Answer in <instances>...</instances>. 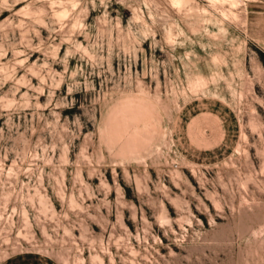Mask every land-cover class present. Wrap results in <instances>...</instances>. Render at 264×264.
<instances>
[{"label": "rangeland", "instance_id": "374dc122", "mask_svg": "<svg viewBox=\"0 0 264 264\" xmlns=\"http://www.w3.org/2000/svg\"><path fill=\"white\" fill-rule=\"evenodd\" d=\"M235 1L0 0V264H264V0ZM193 102L231 148L183 153Z\"/></svg>", "mask_w": 264, "mask_h": 264}, {"label": "crops", "instance_id": "0c3cea01", "mask_svg": "<svg viewBox=\"0 0 264 264\" xmlns=\"http://www.w3.org/2000/svg\"><path fill=\"white\" fill-rule=\"evenodd\" d=\"M246 34L251 41L255 39H264V3H254L248 4L247 14H246ZM220 102L209 103L208 107H199L195 105L194 102L184 106L180 110V120L177 123V133L175 135L176 141L180 149L190 158L198 160V158L203 157L207 159L212 156V154H217L218 152H224L231 148L233 144V126H232V115L229 111L226 113L218 108ZM224 105V104H223ZM212 106V107H211ZM201 112H212L220 116L221 130L220 138L218 139L217 131H208L207 135L212 140V145L208 148H200L193 144L187 135V123L190 121L191 117L198 115ZM36 255V254H34ZM12 261L15 260V256L10 258ZM9 260V259H8ZM7 261V260H6Z\"/></svg>", "mask_w": 264, "mask_h": 264}, {"label": "bare ground", "instance_id": "6f19581e", "mask_svg": "<svg viewBox=\"0 0 264 264\" xmlns=\"http://www.w3.org/2000/svg\"><path fill=\"white\" fill-rule=\"evenodd\" d=\"M51 1V3H55L56 2V0H50ZM58 1V0H57ZM72 1V0H71ZM171 2H172V4H173V6H175L177 9H181L183 6H185L188 2H189V0H171ZM208 2H209V4L211 5V6H213V7H215V8H217L218 9V7L219 6H221L222 5V2H223V0H208ZM226 2V1H225ZM225 2H223V3H225ZM228 2H230V1H228ZM235 0H232V3L231 4H235ZM250 2V1H249ZM227 3V2H226ZM229 4V3H228ZM230 4V5H231ZM236 5V4H235ZM248 5V4H247ZM232 7H233V5H231ZM231 7V8H232ZM220 8V7H219ZM220 10V11H219ZM218 11L220 12V14H221V16L222 17H228V16H231L232 18H234V19H237V17H238V15L236 14V12H234V11H230L229 12V15H228V11H224V10H222V9H219ZM22 12H24V13H29L30 12V10H29V8H28V6H26L25 8H23L22 10H21ZM188 15H190V16H197L198 14H199V10L198 9H196L195 7H190L189 8V10H188V13H187ZM55 15L56 16H58V17H63L64 15H65V10H62V9H59V10H56L55 11ZM244 19V18H243ZM170 35V34H169ZM170 38V37H169ZM171 39V38H170Z\"/></svg>", "mask_w": 264, "mask_h": 264}]
</instances>
